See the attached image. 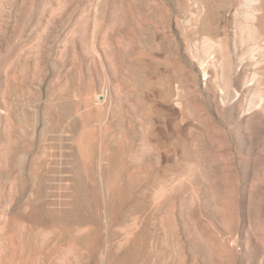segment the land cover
<instances>
[{"label":"rangeland","instance_id":"374dc122","mask_svg":"<svg viewBox=\"0 0 264 264\" xmlns=\"http://www.w3.org/2000/svg\"><path fill=\"white\" fill-rule=\"evenodd\" d=\"M0 264H264V0H0Z\"/></svg>","mask_w":264,"mask_h":264},{"label":"bare ground","instance_id":"6f19581e","mask_svg":"<svg viewBox=\"0 0 264 264\" xmlns=\"http://www.w3.org/2000/svg\"><path fill=\"white\" fill-rule=\"evenodd\" d=\"M263 21V20H262Z\"/></svg>","mask_w":264,"mask_h":264}]
</instances>
